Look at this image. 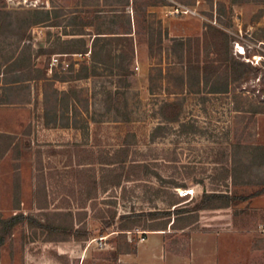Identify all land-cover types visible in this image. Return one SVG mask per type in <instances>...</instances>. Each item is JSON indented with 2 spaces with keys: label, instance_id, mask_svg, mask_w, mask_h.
Instances as JSON below:
<instances>
[{
  "label": "rangeland",
  "instance_id": "374dc122",
  "mask_svg": "<svg viewBox=\"0 0 264 264\" xmlns=\"http://www.w3.org/2000/svg\"><path fill=\"white\" fill-rule=\"evenodd\" d=\"M53 8L60 25L19 20ZM97 32L132 36L112 45L134 50L129 74L72 41L91 46ZM233 59L243 75L228 92L192 86L190 64L231 70ZM11 76L21 80L7 87ZM205 190L236 198L185 229L152 230L162 221L140 217L127 234L136 251H117L121 213L174 210L181 196L191 209ZM261 190L264 0H0V264H138L140 252L166 264H264V211L251 207ZM17 213L34 219L4 232ZM72 222L88 235L58 228Z\"/></svg>",
  "mask_w": 264,
  "mask_h": 264
},
{
  "label": "trees",
  "instance_id": "16d2710c",
  "mask_svg": "<svg viewBox=\"0 0 264 264\" xmlns=\"http://www.w3.org/2000/svg\"><path fill=\"white\" fill-rule=\"evenodd\" d=\"M21 14H25L23 17L20 16L19 20H23L24 24L28 27H32L37 24L47 23L51 22L52 25H60V17L63 15V9L62 8H53V9H30L20 12ZM111 33H119V32H97V35L93 38L91 46H89L84 38H72V41H81V46L83 47L84 51H80V53H88L91 51V60L94 64L99 63L101 65L110 66L112 70L116 69L119 74H129L131 64L133 63L134 57L133 52L129 54L125 49H118L116 51L113 50L112 45L115 40H122L123 37H132V36H126V35H112ZM125 33H131L125 32ZM224 36L226 37V45L230 44L229 35L222 31ZM79 35L84 34L83 32L77 33ZM166 32L162 29V27L158 30L157 33V41L159 44L162 45L164 42V38L166 37ZM71 41V40H67ZM174 46L177 48L184 47L186 44V41L183 39L174 38ZM155 43V34L153 32V29H151L149 34V48L150 51H154V44ZM45 50L43 48L39 49V52H44ZM66 52V51H63ZM73 53H77L78 51H72ZM230 49L228 48L227 53L229 54ZM100 55H104L107 57L106 60H99ZM233 65H229L228 67H231V70L228 69H222L221 66H215L213 64H205V66L201 67L200 65H189L187 72L189 76H191L194 80V83L192 86H200L202 83L205 85L210 86V92L211 93H225L228 92L229 86L231 82L235 81L237 78L236 75L242 76L243 73L240 72V70L243 68L244 64L238 60H232ZM81 69L79 70V76L81 78L88 77L90 74V71H88V65L86 62H81ZM85 72V74H84ZM44 76V73H43ZM42 74L39 76L40 79L44 78ZM14 76H11L10 78H7L5 85L11 86L14 83H18L21 79L19 76H16V78H12ZM50 114H46V123L51 124L53 123L52 118L49 116ZM57 123V121L55 122ZM264 192V190H261L257 192V194ZM179 198L178 200H175L173 202V205H176L174 210L166 209V210H149V211H141V212H130V213H121L119 215V232L118 235L121 239L119 244L117 245V251L121 253H132L136 251V247L134 249L132 242H130L127 238L128 231L133 230L134 227L138 224V219L140 217H150V221H162V227L161 228H154L155 224H151L150 226L153 228H150L152 230H167L168 226L172 229H185L186 227H189L190 225L196 223L199 221V212L202 210L207 209H220V208H226L230 207L232 205V202L234 198L229 194L227 191L223 190H215V191H208L205 190L199 200L195 202V205L193 208L189 209L187 208L186 203H183L185 199ZM73 214V213H70ZM116 212L112 214L111 219L106 221V226L110 227L113 225V221L116 218ZM174 217V218H172ZM34 218L29 215H25L23 213H17L13 216L1 220L3 224V231L9 232L14 228L18 223L21 222H29L30 220H33ZM184 220L183 226H178L179 221ZM38 221V220H36ZM39 225L41 227H46L47 224L43 222H39ZM153 223V222H151ZM58 228H61L64 231H68L73 235V237L80 238L83 236L81 233H85V236L88 235L87 232L82 231L80 229V226L75 228L73 222L71 226H63L60 224ZM1 241H4V235H1Z\"/></svg>",
  "mask_w": 264,
  "mask_h": 264
},
{
  "label": "crops",
  "instance_id": "0c3cea01",
  "mask_svg": "<svg viewBox=\"0 0 264 264\" xmlns=\"http://www.w3.org/2000/svg\"><path fill=\"white\" fill-rule=\"evenodd\" d=\"M251 207L257 211H264V193L253 197ZM162 257L163 256H161L159 252L157 254V258L155 259L150 258L146 260L143 257V253L140 252L139 257H138V260H139L138 264H166L165 257L163 258V260H162Z\"/></svg>",
  "mask_w": 264,
  "mask_h": 264
},
{
  "label": "built area",
  "instance_id": "2783aa9c",
  "mask_svg": "<svg viewBox=\"0 0 264 264\" xmlns=\"http://www.w3.org/2000/svg\"><path fill=\"white\" fill-rule=\"evenodd\" d=\"M189 193H191V191H185L184 195H188Z\"/></svg>",
  "mask_w": 264,
  "mask_h": 264
}]
</instances>
